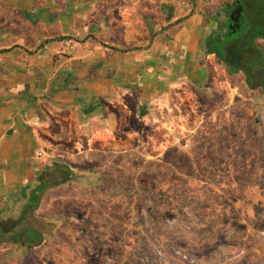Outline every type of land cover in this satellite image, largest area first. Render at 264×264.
<instances>
[{
  "label": "rangeland",
  "instance_id": "374dc122",
  "mask_svg": "<svg viewBox=\"0 0 264 264\" xmlns=\"http://www.w3.org/2000/svg\"><path fill=\"white\" fill-rule=\"evenodd\" d=\"M209 71L91 146L89 174L38 199L40 247L0 264H264V94Z\"/></svg>",
  "mask_w": 264,
  "mask_h": 264
},
{
  "label": "crops",
  "instance_id": "0c3cea01",
  "mask_svg": "<svg viewBox=\"0 0 264 264\" xmlns=\"http://www.w3.org/2000/svg\"><path fill=\"white\" fill-rule=\"evenodd\" d=\"M215 1L0 0L1 223L53 165L81 167L172 89L206 84Z\"/></svg>",
  "mask_w": 264,
  "mask_h": 264
},
{
  "label": "flooded vegetation",
  "instance_id": "af4514ba",
  "mask_svg": "<svg viewBox=\"0 0 264 264\" xmlns=\"http://www.w3.org/2000/svg\"><path fill=\"white\" fill-rule=\"evenodd\" d=\"M218 8L222 33L216 37L215 48L221 60L212 54L214 60L232 76L240 75L246 90L263 95L264 0H221ZM81 178L79 167L58 163L49 168L22 214L0 224L3 252L12 254L17 250L27 254L40 247L43 234L32 216L38 199L45 189L77 183Z\"/></svg>",
  "mask_w": 264,
  "mask_h": 264
},
{
  "label": "trees",
  "instance_id": "16d2710c",
  "mask_svg": "<svg viewBox=\"0 0 264 264\" xmlns=\"http://www.w3.org/2000/svg\"><path fill=\"white\" fill-rule=\"evenodd\" d=\"M215 41H216V38H211L209 41H207V43L205 44V47H206V53L208 54V55H210V54H215L216 55V58L217 59H219V60H221L220 58H219V55L217 54V52H216V48H215ZM36 192H37V190H36ZM28 205V204H27ZM27 205H25V206H27ZM14 218H15V216H14ZM16 218H18V217H16ZM15 218V219H16ZM9 221H10V219H8ZM7 220V221H8ZM13 220V219H12ZM0 224H1V222H0Z\"/></svg>",
  "mask_w": 264,
  "mask_h": 264
}]
</instances>
